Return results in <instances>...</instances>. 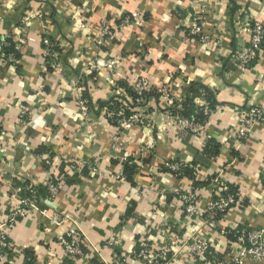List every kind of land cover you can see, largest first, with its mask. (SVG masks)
Masks as SVG:
<instances>
[{"label":"crops","instance_id":"obj_1","mask_svg":"<svg viewBox=\"0 0 264 264\" xmlns=\"http://www.w3.org/2000/svg\"><path fill=\"white\" fill-rule=\"evenodd\" d=\"M134 14L141 26L134 19L103 37L107 24ZM245 19L264 26V0H0V38L24 41L10 53L17 64L0 56V215L18 189L40 193L0 264H74L60 248L71 231L83 239V264H144L135 257L140 242L169 250L162 264H213L190 257L187 245L198 238L221 264H234L238 234L264 231V123L234 140L244 114L264 107V51L250 70L234 61L249 40ZM46 33L66 44L57 47L58 68L45 55ZM140 78L167 89L175 108L188 99L194 112L208 110L203 131L181 129L184 111L164 110L151 93L133 108L144 126L122 132L101 106L131 99ZM169 162L188 174L178 178ZM224 184L236 203L219 218L229 226L220 236L206 211ZM192 186L200 196L189 216L182 198ZM56 211L68 218L47 224Z\"/></svg>","mask_w":264,"mask_h":264},{"label":"built area","instance_id":"obj_2","mask_svg":"<svg viewBox=\"0 0 264 264\" xmlns=\"http://www.w3.org/2000/svg\"><path fill=\"white\" fill-rule=\"evenodd\" d=\"M142 17L134 14V16H125L121 22L112 28L110 24H107L103 30V37L116 38L119 33L130 27L135 20V26H141L143 24ZM41 24H46L41 18H36ZM28 21V19H27ZM241 26L249 33V40L243 51L236 54L234 61L238 69L242 71L250 70L254 64L258 61L261 52L264 51V26L254 22L251 19H245L241 23ZM47 32V31H46ZM44 35L43 46L45 48V55L51 61V65L54 68H58L57 61L60 59V54L56 52L54 48L57 47L50 37ZM204 42H207V37H201ZM9 39L0 38V56L6 58L9 62L14 64L18 63V60L14 58L13 54L6 52L8 46H10ZM14 50L20 51L24 41L22 39L13 40ZM132 92L138 97V101H142L151 93L159 95L160 104L162 108L167 111H185V101L183 100L177 108L174 106L172 95L165 88H155L153 84L145 79H138L132 85ZM130 100V99H129ZM80 107L82 113L86 115L89 113V104L85 99L80 100ZM115 104H110L109 107H105V111L108 114V118L112 119L114 124L122 130L124 133H128L136 127L144 126L146 118L141 113H134L133 108L130 109L126 105L122 104L118 107V110H111V107ZM130 112V114L128 113ZM209 111L203 112L195 111L192 116L182 118L179 122V127L184 130H188L193 134H200L203 131L205 119L203 116L208 115ZM264 123V107H258L249 110L244 114L240 121L238 131L234 136V140L237 142H243L248 140L251 130L256 124ZM0 123V133H1ZM123 149L121 144V137L115 136L112 140V151L114 155L120 153ZM41 161L45 159L40 158ZM71 170H77V166L72 164ZM165 169L174 173L184 174L187 166L178 162L166 163ZM264 188V186H263ZM58 187L55 184L48 186V192L50 198H54L57 194ZM215 199H212L207 205L206 213L210 216L209 226L211 229L216 230L220 236L227 235L228 224L219 220L218 217H222L228 214V210L231 209L236 203L235 196L231 193L228 185L224 184L217 191ZM199 190L194 186L191 187L189 193L182 198L184 209L186 214L194 216L196 214V205L199 201ZM40 200V193L33 186H26L17 190L14 197L10 199V203L0 215V263L5 262L7 253L12 248L11 234L15 228H17L24 220L27 219L30 210L35 206L36 202ZM68 216H65L61 212H54L50 216L47 224H62ZM83 239L75 231H71L69 236L60 240V248L63 251L65 257L74 264H83L85 261V253L83 250ZM236 255L233 259L234 264H243L244 262H252L253 264H264V231L263 230H244L240 237L237 238L234 244ZM187 250L191 258L205 259L207 256H211L213 264H221L218 254L212 248L211 244L198 238L197 240L187 245ZM169 250L164 249L161 252L155 253L150 245L146 242H140L139 250L135 253L136 258H141L144 264H162V262L168 259Z\"/></svg>","mask_w":264,"mask_h":264},{"label":"trees","instance_id":"obj_3","mask_svg":"<svg viewBox=\"0 0 264 264\" xmlns=\"http://www.w3.org/2000/svg\"><path fill=\"white\" fill-rule=\"evenodd\" d=\"M8 42H9V44H10V46H8L9 48H7L6 49V52L7 53H11V51H14V52H16L15 50H14V44H13V42H12V40H8ZM54 43H56V45H57V47L60 45V46H62V47H65V42L63 41V40H61V39H57V40H54L53 41ZM54 48L56 51L58 50L59 52H61L62 50H63V48H61V49H59V48ZM48 61L50 62V64H51V61L48 59ZM203 92V94L206 96H208V97H210V93L207 91V90H203L202 91ZM128 95H129V97L131 98L130 100H123V104L124 105H126V107H129L130 109H132V108H135V107H138V105H136V103H138V97L132 92V91H129L128 92ZM185 101V104H184V107H185V111H184V116H186V117H190V116H192L193 115V113H194V111H193V108H192V103H190V100H184ZM122 104V102H117L116 104H115V106H113V107H111V110H118V107L120 106ZM102 108H104V107H109V104H105V105H102L101 106ZM129 114H130V112H128ZM135 113V112H134ZM138 113V112H137ZM126 174H127V169H126V172H125ZM188 174V168L186 169V171H185V173L184 174H179V173H176L175 175L178 177V178H181V177H184V176H186ZM229 187V189H230V191H231V193L235 196V201H236V192H235V190L231 187V186H228ZM218 218H220V217H218ZM229 232V231H228ZM228 232H227V235H228ZM241 234H242V232H240L237 236L238 237H240L241 236ZM237 237V238H238ZM237 240V239H236Z\"/></svg>","mask_w":264,"mask_h":264}]
</instances>
